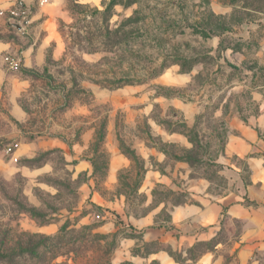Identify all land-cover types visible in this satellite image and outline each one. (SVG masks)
Listing matches in <instances>:
<instances>
[{
    "label": "rangeland",
    "instance_id": "374dc122",
    "mask_svg": "<svg viewBox=\"0 0 264 264\" xmlns=\"http://www.w3.org/2000/svg\"><path fill=\"white\" fill-rule=\"evenodd\" d=\"M6 1L0 247L60 245L44 264H194L221 241L215 264H264L262 205L192 246L143 239L198 180L247 195L249 166L225 145L264 112V0H33L28 21Z\"/></svg>",
    "mask_w": 264,
    "mask_h": 264
},
{
    "label": "crops",
    "instance_id": "0c3cea01",
    "mask_svg": "<svg viewBox=\"0 0 264 264\" xmlns=\"http://www.w3.org/2000/svg\"><path fill=\"white\" fill-rule=\"evenodd\" d=\"M8 1V2H7ZM11 4L12 0H7ZM28 2H33L29 0ZM8 4V5H9ZM7 5V6H8ZM50 15L59 12L60 8L51 6L48 8ZM16 45L11 40H0V87L5 80L2 69V57L6 53L15 54ZM225 153L243 159L250 169V184L247 186V195L237 194L233 188H226L220 193L212 194L208 181L198 180L190 188L189 195L192 201L174 208L168 221L169 228H151L143 233L146 241L162 240L173 247L177 244L203 242L213 238L218 228L232 219L246 218L251 220V206L244 203V197L255 201L256 206H264V112L252 125L243 123L237 129L236 134H231L225 145ZM258 184L257 191L256 185ZM184 230L180 238L173 235V230ZM180 233V232H179ZM243 241V239H242ZM221 241L216 242L212 249L200 254L194 264H215V252L222 247ZM245 244L242 245V249ZM244 250V249H243ZM238 258L241 260V252L238 250ZM163 264H176L170 256L164 252H156L151 256Z\"/></svg>",
    "mask_w": 264,
    "mask_h": 264
},
{
    "label": "trees",
    "instance_id": "16d2710c",
    "mask_svg": "<svg viewBox=\"0 0 264 264\" xmlns=\"http://www.w3.org/2000/svg\"><path fill=\"white\" fill-rule=\"evenodd\" d=\"M12 29V27H10ZM132 81H122L120 84H127L131 83ZM244 203L246 205H254L256 206L257 203L255 201L249 200L246 196L244 197ZM63 231V228L61 229ZM60 231V233H61ZM42 245H33L29 247H21L18 246L17 249H6L0 247V264H44L46 260L45 255L48 253L49 259L55 258L58 255L56 252L60 245L54 244L49 248L43 247L44 251L40 252V247ZM46 257V258H48ZM192 261H195L192 260ZM101 264H110L108 261H104ZM149 264H158L156 260H151Z\"/></svg>",
    "mask_w": 264,
    "mask_h": 264
},
{
    "label": "built area",
    "instance_id": "2783aa9c",
    "mask_svg": "<svg viewBox=\"0 0 264 264\" xmlns=\"http://www.w3.org/2000/svg\"><path fill=\"white\" fill-rule=\"evenodd\" d=\"M48 0H40L39 4L47 3ZM31 2H28L27 0H15L13 4V8L10 9V14L15 17H20L21 20L28 21V8L30 6ZM10 21V20H8ZM12 22V21H10ZM15 23V22H13ZM4 59L9 63V65L12 68H15L17 66V62L14 58H11L9 56H5ZM8 152L12 151V148H7Z\"/></svg>",
    "mask_w": 264,
    "mask_h": 264
},
{
    "label": "water",
    "instance_id": "95a60500",
    "mask_svg": "<svg viewBox=\"0 0 264 264\" xmlns=\"http://www.w3.org/2000/svg\"><path fill=\"white\" fill-rule=\"evenodd\" d=\"M7 25L10 27H14L16 29H19V25L10 21H7Z\"/></svg>",
    "mask_w": 264,
    "mask_h": 264
}]
</instances>
